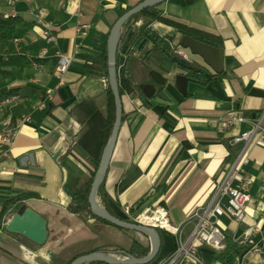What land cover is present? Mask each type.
<instances>
[{
	"label": "crops",
	"instance_id": "obj_1",
	"mask_svg": "<svg viewBox=\"0 0 264 264\" xmlns=\"http://www.w3.org/2000/svg\"><path fill=\"white\" fill-rule=\"evenodd\" d=\"M140 1L0 0L1 11L12 8L19 18L16 37L0 44V90H14L24 97V103L9 116L1 114L0 121L8 119L12 124L30 113L10 156L0 159V211L10 198L27 195L3 218L0 264H65L98 247L120 252L127 251L133 240L147 244L140 232L119 228L86 211H70L68 193L94 175L109 138L106 41L119 16ZM40 10L57 26L51 44H46L42 24L34 17ZM153 13L169 21L156 19L150 27L168 36L172 47L182 35H189L222 48L221 76L206 85L189 81L183 96L175 88L174 76L180 70L164 63L150 42L142 41L127 54L132 32L142 20L120 29L117 75L132 85L161 87L168 99L146 98L121 85L122 122L97 201L126 220L144 208L162 206L177 225L194 208L211 201L240 147L231 143L232 137L249 129L264 108V0H165ZM82 24L88 28L78 33L76 27ZM43 48L46 55L39 58ZM56 50L72 56L57 88ZM182 52L196 68L213 72L200 57ZM35 59L41 68L32 66ZM47 89H53L50 99ZM42 100L44 107L35 108ZM231 110L246 121L219 131V121ZM249 156L246 170L253 184L245 217L236 222L224 215L219 225L231 240L250 226H259L253 234L259 250L251 257L241 252L233 264H264V140L250 147ZM21 203L46 219L43 244L6 231V222ZM174 246L175 238L157 258ZM198 254L204 264H222L207 247H199Z\"/></svg>",
	"mask_w": 264,
	"mask_h": 264
},
{
	"label": "built area",
	"instance_id": "obj_2",
	"mask_svg": "<svg viewBox=\"0 0 264 264\" xmlns=\"http://www.w3.org/2000/svg\"><path fill=\"white\" fill-rule=\"evenodd\" d=\"M0 14L4 18L16 16V12L12 8L4 11L0 10ZM34 17L36 22L42 24L41 35L46 44L55 42L57 26L47 21L44 12L41 10L36 12ZM87 28V24H82L76 27V31L79 33ZM172 49L174 54H183L182 49L177 45ZM46 52V48H43L40 51L39 58L44 57ZM55 57L56 64L53 75L57 79V88L63 83V77L70 66L72 56L56 50ZM32 66L41 68L42 64L35 59L32 60ZM52 92L53 89L46 90L47 99L52 97ZM23 103L24 97L20 93L12 92L4 95L0 98V115L8 114L9 116L14 108ZM43 107L44 100L35 105L37 109ZM29 120L30 113H24L16 118L12 124L8 119L0 121V159L10 156V148L20 126ZM244 121L246 119L237 110H231L227 116L219 121L218 129L223 131ZM263 140L264 108L259 116L250 122L249 129L243 130L232 137L231 143L239 144V150L216 186L215 193L207 205L194 208L185 220L177 225L170 222L168 213L162 206L147 207L132 216L133 222L153 226L172 234L175 238L173 249L165 256L157 258L154 264H204L198 254L199 247H207L214 252H220L226 247V236L220 228L219 218L227 215L236 222L244 219L247 204L251 200L249 190L253 184V177L246 170V166L250 162L249 150L252 145ZM126 211L128 213L129 208H126ZM142 216L148 219L144 221ZM259 230V226L252 225L234 240L243 248V254L248 257L253 256L259 250L253 239V234Z\"/></svg>",
	"mask_w": 264,
	"mask_h": 264
},
{
	"label": "water",
	"instance_id": "obj_3",
	"mask_svg": "<svg viewBox=\"0 0 264 264\" xmlns=\"http://www.w3.org/2000/svg\"><path fill=\"white\" fill-rule=\"evenodd\" d=\"M164 1L165 0H141L135 6L121 14L109 31L106 41V73L108 87L114 101V121L109 138L93 175L87 197L91 214L119 228L143 233L150 240L149 251L142 257H137L123 251H120L118 253L119 255L101 251H91L75 257L69 264H86L91 261H99L106 264H150L158 256L161 239L157 228L140 222H131L112 215L98 204L97 192L98 188L104 181L110 157L122 122V101L118 88L116 70V52L119 42L120 29L132 15L150 7L159 5ZM177 46L180 47V49L188 50L191 55L200 57L204 64L213 72H222L224 59V52L222 48L189 35H182ZM172 62L181 68L197 70L196 66L187 59L186 53H175L172 57ZM174 77L175 88L178 92H180V94L185 96L187 94V85L190 81L188 76L182 72H177ZM139 88L146 98L156 96L163 100L168 99L163 91H158L150 83L140 84ZM5 229L8 232L23 235L37 244H43L47 237L46 219L31 208L27 207L25 203H21L14 209L11 218L5 224Z\"/></svg>",
	"mask_w": 264,
	"mask_h": 264
},
{
	"label": "trees",
	"instance_id": "obj_4",
	"mask_svg": "<svg viewBox=\"0 0 264 264\" xmlns=\"http://www.w3.org/2000/svg\"><path fill=\"white\" fill-rule=\"evenodd\" d=\"M156 7L157 5L132 15L123 24L122 28H130V24L132 22H135L138 19L142 20L134 28L132 32L133 36H132V40L130 42V47L127 51V54L131 53L132 50L142 41H147L152 44V51H154L164 63L169 64V65H175L172 62V57L174 53H173L172 46L170 44L169 37L159 35L156 31H154L150 27V23L156 19L169 22L168 20L162 18L159 14L153 13V10H155ZM18 20L19 18L17 16L4 18L0 14V44L10 41L16 37V23L18 22ZM103 59H104V64L106 68V53H104ZM176 67L180 70V72L187 75L191 82H194L199 85H206L210 83L211 81H213L214 79L221 76V72L220 73L211 72L202 66H198L197 70L185 69V68H181L178 66ZM117 79H118V88H119L120 93L122 92L121 85L124 84V86H126L128 90L138 92L139 95L142 96V91L139 88V84L132 85L129 82V80L120 78L118 75H117ZM156 89L158 91H162L161 87H157ZM12 92H15V91L14 90H8V91L0 90V98ZM107 100H108V109L110 112V122L108 124V131H110L112 128V123L114 119V101H113V96L111 94V91L109 90V87L107 90ZM92 179H93V176H91V178L86 182V184L82 188L68 189V193L72 201V204L69 206V209L72 212L86 211L90 213L92 217L99 219L101 221H104L100 218L95 217L93 214H91L89 210V204L87 201V197H88ZM102 188H103V183L98 188L97 194H99L102 191ZM26 196L27 195L16 196V197L10 198L5 203H3L1 207V211H0V227H2L4 216L9 212L12 206L17 201L25 198ZM129 221H131V219ZM157 230L158 232H160V229H157ZM225 243H226V247L222 251L215 252V258L222 264H233L236 257L243 251V248L239 246L234 240H231L227 237H225ZM143 245L144 244H142L141 242L137 240H133L130 248L127 251L126 250H122V251L132 254L134 256H137V257H142L146 255L149 251V247H147L146 245L144 246ZM92 251L106 252V248L98 247ZM73 259L69 260L65 264H69ZM86 264H106V263L99 262V261H91V262H87Z\"/></svg>",
	"mask_w": 264,
	"mask_h": 264
},
{
	"label": "rangeland",
	"instance_id": "obj_5",
	"mask_svg": "<svg viewBox=\"0 0 264 264\" xmlns=\"http://www.w3.org/2000/svg\"><path fill=\"white\" fill-rule=\"evenodd\" d=\"M136 207H138V206H136ZM130 219L131 218H128V220H130ZM131 221H133V220L131 219ZM125 230H127V229H125ZM128 231H132V230H128ZM132 232H137V231H132ZM159 233H160V239H161V243H162V247H161V250H160L159 253H162L164 251V249H165L166 244L172 243L174 241V238H173V235H171L169 233H166L163 230H160ZM139 234H141V236H143L144 238H147L148 242H147L146 246L150 248V240L148 239V237L146 235H144L143 233H139ZM117 251H118L117 249H108V248H106V253L119 255Z\"/></svg>",
	"mask_w": 264,
	"mask_h": 264
},
{
	"label": "bare ground",
	"instance_id": "obj_6",
	"mask_svg": "<svg viewBox=\"0 0 264 264\" xmlns=\"http://www.w3.org/2000/svg\"><path fill=\"white\" fill-rule=\"evenodd\" d=\"M142 219H144V221H146L148 218H147V217H145V216H142Z\"/></svg>",
	"mask_w": 264,
	"mask_h": 264
}]
</instances>
